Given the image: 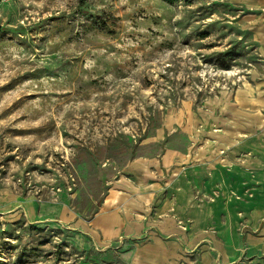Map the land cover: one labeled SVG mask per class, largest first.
<instances>
[{
  "label": "rangeland",
  "instance_id": "374dc122",
  "mask_svg": "<svg viewBox=\"0 0 264 264\" xmlns=\"http://www.w3.org/2000/svg\"><path fill=\"white\" fill-rule=\"evenodd\" d=\"M262 251L264 0H0V264Z\"/></svg>",
  "mask_w": 264,
  "mask_h": 264
},
{
  "label": "crops",
  "instance_id": "0c3cea01",
  "mask_svg": "<svg viewBox=\"0 0 264 264\" xmlns=\"http://www.w3.org/2000/svg\"><path fill=\"white\" fill-rule=\"evenodd\" d=\"M184 181L187 180L184 179ZM120 216H118L115 213H104V214H100L96 219L95 222L96 224L101 227V229L103 230V232H108V234L112 233L113 231H115V226L116 224H119L120 222ZM264 251H262L263 253ZM264 254V253H263Z\"/></svg>",
  "mask_w": 264,
  "mask_h": 264
}]
</instances>
